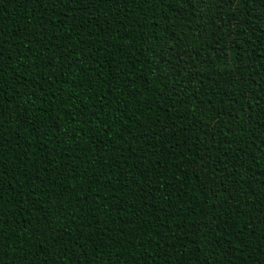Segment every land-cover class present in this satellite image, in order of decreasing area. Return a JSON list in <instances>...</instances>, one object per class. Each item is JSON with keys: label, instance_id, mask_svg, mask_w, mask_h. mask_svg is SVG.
Here are the masks:
<instances>
[{"label": "trees", "instance_id": "trees-1", "mask_svg": "<svg viewBox=\"0 0 264 264\" xmlns=\"http://www.w3.org/2000/svg\"><path fill=\"white\" fill-rule=\"evenodd\" d=\"M0 264H264V0H0Z\"/></svg>", "mask_w": 264, "mask_h": 264}, {"label": "snow or ice", "instance_id": "snow-or-ice-1", "mask_svg": "<svg viewBox=\"0 0 264 264\" xmlns=\"http://www.w3.org/2000/svg\"><path fill=\"white\" fill-rule=\"evenodd\" d=\"M230 0H217V3L219 6H222L223 4L229 3ZM3 53L0 52V55H2Z\"/></svg>", "mask_w": 264, "mask_h": 264}]
</instances>
